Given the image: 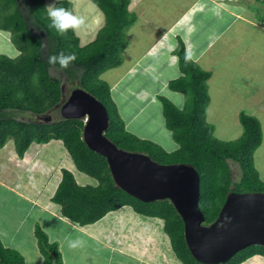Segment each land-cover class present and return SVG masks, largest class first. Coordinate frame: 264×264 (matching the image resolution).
Returning <instances> with one entry per match:
<instances>
[{"label": "trees", "instance_id": "1", "mask_svg": "<svg viewBox=\"0 0 264 264\" xmlns=\"http://www.w3.org/2000/svg\"><path fill=\"white\" fill-rule=\"evenodd\" d=\"M91 1L103 13L105 23L94 40L81 44L76 32L69 30L61 37L48 27L45 0H0V29L11 33V41L19 51L13 58L0 53V148L12 139L21 158L32 143L60 140L75 169L97 182L80 185L69 169H61V179L50 200L60 206L62 218L84 227L127 206L136 214L161 221L178 261L204 264L191 255L184 238L183 221L169 200L144 202L115 186L106 158L91 150L82 139L84 121L61 116L50 118L63 93L61 80L50 70H60L70 79L76 77L79 87L104 104L109 118L105 135L118 148L143 152L162 164L180 162L195 167L200 178L199 208L204 224L215 220L229 192H264V181L253 164V153L262 140L260 122L254 115L240 112L243 130L239 138L224 141L213 135L214 127L206 120L210 102L207 81L211 71L203 69L179 39L173 53L180 75L169 80L168 88L185 95V105L179 108L169 98L158 97L165 127L178 147L168 151L159 143L130 131L112 98L108 82L100 75L122 63L120 52L126 44L125 30L133 23L135 14L128 10L129 0ZM257 1L264 4V0ZM56 6L73 10L69 0H58ZM60 51L76 54V60L67 69L48 63L49 55ZM13 112L36 117L17 119ZM229 161L238 165L237 181L232 180ZM35 236L43 255L41 264H62L59 245L51 242L39 226L35 228ZM254 255L264 256V246H248L218 264H240ZM0 264L27 263L19 251L0 240Z\"/></svg>", "mask_w": 264, "mask_h": 264}, {"label": "rangeland", "instance_id": "2", "mask_svg": "<svg viewBox=\"0 0 264 264\" xmlns=\"http://www.w3.org/2000/svg\"><path fill=\"white\" fill-rule=\"evenodd\" d=\"M69 1L73 11L85 16L87 21L86 27L78 30L76 34L82 41L93 37L95 39L101 28V15L99 14L103 13H100L101 11L91 0ZM161 1L157 4H162ZM180 1L181 7L187 9V18L196 19L193 21V25L196 26L195 34L189 32V38H184L188 43H194L189 48V55L193 59L199 57L196 62L203 69L211 71V76L207 81L210 102L206 108V120L214 127L213 135L219 140H235L241 136L243 130L239 122L240 112L254 115L261 125L262 140L253 153V164L260 179L264 181V22L259 21L264 20V4L257 0H216L218 1L216 4L212 3L215 0ZM219 2L222 3L218 4ZM51 3L53 0H45L46 6ZM169 3L168 0L163 3L165 5L161 10H164L162 11L164 15L171 12L170 9L174 6V4L168 5ZM218 5L222 8H218ZM224 7L230 9L231 15ZM93 12L95 13L93 18H96L97 14L99 18L91 27L89 24L91 16L87 13ZM181 13L172 11L171 14L175 15V18H180ZM144 14L146 15V13L136 14L135 22L125 30L126 44L131 43L132 37H129L135 34L132 40L137 41L135 45L138 46L133 47L134 54L129 55L126 51H121L122 59L124 58L123 66L107 70L105 74L100 75V78L109 80L110 84H118L116 88L118 108L123 116L126 114V108L131 110L129 118H125L130 131L137 135H140L138 133L140 132L145 137H149L147 139L165 148H174L173 139L161 127L162 115L159 111L161 102L158 96L168 97L179 108L184 107L186 98L182 93L168 90L165 80L170 78L167 75L170 73L169 68L154 64L150 56L137 54L141 47L150 44V42H145L143 46H141L142 43L140 44V36L143 35L140 31L145 30L143 25H147ZM149 21L151 20L149 19L148 23ZM179 34L180 37H185V32H179ZM206 47L207 50L203 52ZM200 51L202 53L198 56ZM0 53L11 58L19 54L11 41V33L1 29ZM137 57L146 60V62L142 61V66L152 67L154 64L157 67L155 70H148L145 79L142 78L144 71L141 70L128 74L129 63ZM175 70V68L172 69L171 73ZM50 73L61 80L65 98L72 89L78 87L76 77L70 79L55 68H51ZM144 88L151 95H156L155 101L147 104L146 107L141 99L136 98V94H140ZM256 98L260 99L259 103L263 105V108L253 102ZM142 103L143 109H141ZM12 114L15 118L22 120H32L36 117L23 112ZM50 115V118H59L58 108L50 112ZM139 129L148 131L143 132ZM49 144L51 145L33 143L30 146V148L33 146L39 149L44 148L40 149L30 161L31 166L26 174L19 172L22 180L20 183L34 186L37 188L38 198H45L50 194L56 180L61 179L60 168L66 167L73 173L78 184L96 185L95 179L75 169L60 140H52ZM57 144H59L58 148H54L53 146ZM3 147L0 150V162L3 163L1 171L4 174L6 169L10 168L7 164L10 157L7 158L8 153L4 154V151L12 155H16V151L12 139H9ZM27 153L31 154V152ZM64 157V164L61 166L60 159ZM229 162L232 169V180L237 181L240 176L238 165L235 162ZM38 202L40 203V200ZM38 206L36 203L32 205L25 203L21 197L13 195L6 187L0 185V240L5 246L19 251L27 264H41L43 261V255L39 251L35 236L37 226L47 234L51 242L59 245L62 264H183L175 258L167 236L160 226L161 221L157 218L136 214L129 207L124 206L107 213L97 222L82 227L80 231H76L74 229L78 227H72L64 219ZM157 226L159 227L158 234L160 232L163 235L161 241L159 236H155ZM76 239L84 241L83 246L70 247L69 241ZM155 244L157 248L154 247ZM145 250L150 254L155 252L147 256L149 263L139 258V256H145ZM258 257L259 261L255 262L264 264V257L262 255Z\"/></svg>", "mask_w": 264, "mask_h": 264}, {"label": "water", "instance_id": "3", "mask_svg": "<svg viewBox=\"0 0 264 264\" xmlns=\"http://www.w3.org/2000/svg\"><path fill=\"white\" fill-rule=\"evenodd\" d=\"M55 108L64 119L84 121L82 139L106 158L115 186L144 202L170 201L183 221L186 245L195 260L224 263L248 246H264V192H229L215 220L204 224L195 167L180 162L162 164L143 152L118 148L105 135L109 125L106 107L79 86L66 98L62 93Z\"/></svg>", "mask_w": 264, "mask_h": 264}, {"label": "crops", "instance_id": "4", "mask_svg": "<svg viewBox=\"0 0 264 264\" xmlns=\"http://www.w3.org/2000/svg\"><path fill=\"white\" fill-rule=\"evenodd\" d=\"M159 1H161V0H129L128 10L130 12H132L133 14H135V17H136V14L142 15L143 13H146V15L145 14L144 15L146 16L145 20L147 22V25H143L145 30L141 29V31H140L143 34V35L141 34L142 36H140V44L142 43L141 46H143V44L145 42L146 43L150 42V44L148 46L145 45L144 47H141L138 50L137 54L141 53V56H150V58H151L152 62H154V64H157L158 66H163L162 68H169L170 73H167V75L170 78L165 80V84L168 87L169 80L172 79V78H176V77H178L180 75L179 67H178V63H177V58L174 55L173 50L177 46L179 39H181L184 42V44H185L187 52L189 53V48H190V46L194 45V43L193 42L188 43L184 38H186V39L189 38V32H192V33L195 34L196 26L193 25V21L196 20V19H193V17L192 18H189V17L187 18V13H188L187 9L185 10L183 7H181V1L180 0H178V1H176V0H168V2H170L168 5H171V4L173 5L174 4V6L170 9L171 12H167L164 15V12H162L164 10H161V9H162V6L165 5L163 3L166 0L165 1L162 0L161 1L162 4H160V3L157 4ZM216 2H218V1L215 0L212 3L216 4ZM220 3H222V2H219L218 4H220ZM218 8H222V7L218 5ZM224 9L226 11H228V13H230V15H231L230 9H227V7H224ZM172 11L173 12H176V11L182 12L181 13V17L180 18H175V15L171 14ZM100 13H102V12H100ZM94 14H95L94 12L93 13H87V15L91 16V18L89 19V24H90L91 27L95 25L96 19L99 18L98 14L96 15V18H93ZM99 15H101L100 16L101 17L100 21H101V27H102L104 25V23H105V21H104L105 18H103L104 17L103 14H99ZM149 19L151 21H149V23H148ZM134 22H135V20L133 21V23ZM177 29H180V30L179 31H175ZM179 32H185V37H183V38L180 37ZM129 38H131V43L129 42V43L125 44V47H124L123 51H126L127 54H129V55H133L134 54L133 47L134 46H136V47L138 46V45H135L137 43V41L135 42L134 40H132V39L135 38V34L131 35ZM93 39H94V37L93 38L84 39L83 41L80 39V41H81V44H85V43H89ZM171 39H175V40H171ZM206 50H207V47L203 50V52H205ZM128 51H130V53H128ZM201 53H202V51L199 52L198 56H200ZM198 58L199 57L195 58L194 60L196 61V60H198ZM142 61L146 62V60H144L142 58H139V57H137L136 59L132 60L129 63L130 66L128 68V72H129L128 74L133 73L135 70H141V71H144V75L142 77V78H144V77H146L145 74L148 72V70H155V68H157L156 65H154L153 63H152L153 64L152 67H148L146 65L142 66ZM123 64H124V58L122 59V63L119 66H117V67H122ZM149 68H151V69H149ZM174 68L176 69L175 72L171 73V70L174 69ZM160 70H162V69H160ZM105 72H103L102 75L105 74ZM162 72L164 73L163 70H162ZM159 77L161 78V74L159 75ZM102 79H104V78H102ZM104 80H106V79H104ZM106 81L108 82V84H109V86L111 88L112 98L116 102L117 106H119V102H118L117 97H116V88L118 87V84L114 85L112 83L110 84L109 80H106ZM168 90H170V89L168 88ZM131 91L134 92L133 90H131ZM258 93L259 92H257V94ZM155 96L156 95H151L150 92L147 91L145 88L141 90L140 94L139 93L136 94V98L137 99H141V102L145 103V107H146L147 104H149V103L151 104L152 102L155 101V98H156ZM159 96H162V95H159ZM253 102L255 104H258V106L260 108H263V105H261L259 103L260 99L256 98V99L253 100ZM143 103H142L141 109H143V107H144ZM130 111L131 110L128 109V108L125 109V112H126V114H125L126 117H125V116L122 115V112L120 110V115L124 119L125 118H129ZM159 111H160V114L162 115L161 127L163 129H165L168 132V135H170V137H171L170 132L165 127L164 117H163V114H162V107H161L160 103H159ZM126 125H127V123H126ZM139 130L143 131V132H147L148 131V130H141V129H139ZM138 133L140 134L139 136L145 137L144 134H142L140 132H138ZM145 138H149V137H145ZM57 141H59V140H57ZM49 142H51V141H49ZM49 142L41 143V145H48L49 146V145H51V144H49ZM173 143H174V148H169V149L165 148L161 144L160 145L164 149H166L168 151H173V150H175L178 147L175 142H173ZM35 144H37V143H35ZM58 145L59 144H57V145H55L53 147L54 148H56V147L58 148ZM30 146L25 151L23 157H21V158L17 154L16 155H12L11 153H9L7 151H4L5 153L3 152L4 154L8 153L7 154L8 155L7 158L10 157L9 161H7V162H9L7 164L10 165V168L6 169V173L3 174L2 171H1L2 170L1 168L3 167V163L0 162V185L2 187H6L7 190L10 193H12L13 195L15 194L16 196L21 197L24 200L25 203H28L30 205L36 203L37 205L41 206L43 209L48 210L54 216H56V217H58L60 219H64V218H62L61 213H60V206L57 205L56 203H53L50 200V197L52 196V194H53V192H54V190H55L60 178L58 180H56V184L53 186L50 194L47 197L45 196V198H41V197L38 198V194L36 193L37 192L36 191L37 188H34V186H32L30 184L23 183V182L20 183L21 173H19V172L22 171V172H24L26 174V172L30 169V166H31V164H30L31 162L30 161L36 156V153L38 151H40V149L42 150L44 148V147H41L39 149L37 146H33V147L30 148ZM3 148H0V150H2ZM45 148H46V146H45ZM59 148H60V146H59ZM27 152H31V154H29ZM65 157H66V153H65ZM65 157L60 159L61 166L64 164ZM62 168H66V167H61L60 168V173H61V169ZM42 197H44V196H42ZM38 200H40V203L38 202ZM64 221H66V223H69L70 225H72V227H78V228L74 229L76 231L77 230L80 231V229H82V227L76 226V225L70 223L69 221H67L65 219H64ZM160 226L162 228V225H160ZM158 229H159V227L157 226V232H156L155 236H159L160 237V241H161V239L163 240V238H162L163 235H161L160 232L158 234ZM154 247L157 248L156 244H155ZM145 251H146L145 252V256H143V255L139 256L140 259L143 258V261H147V256H150V255L155 253L153 251V253L150 254V253H148L147 250H145ZM258 256H261V255H254V256L248 258L247 260H245L244 262H242L240 264H247V263H249V264H257L255 261H259V257Z\"/></svg>", "mask_w": 264, "mask_h": 264}, {"label": "clouds", "instance_id": "5", "mask_svg": "<svg viewBox=\"0 0 264 264\" xmlns=\"http://www.w3.org/2000/svg\"><path fill=\"white\" fill-rule=\"evenodd\" d=\"M56 5V0H53V3L46 6L47 16L50 20L48 27L54 29L61 37L65 36L69 30L75 33L86 27L87 21L85 16L74 12L70 8ZM76 58L75 53L65 54L64 51H60L59 53L49 55L48 63L50 65L58 64L61 69H67ZM83 244L84 241L80 239L69 241V246L72 248L83 246Z\"/></svg>", "mask_w": 264, "mask_h": 264}]
</instances>
